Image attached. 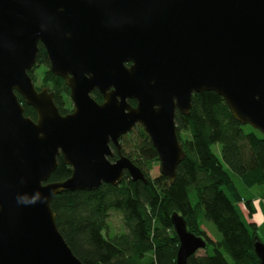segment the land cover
<instances>
[{
	"label": "water",
	"instance_id": "1",
	"mask_svg": "<svg viewBox=\"0 0 264 264\" xmlns=\"http://www.w3.org/2000/svg\"><path fill=\"white\" fill-rule=\"evenodd\" d=\"M39 43L69 87L66 115L29 75ZM202 91L264 136V0H0V264H82L58 230L52 198L119 185L125 172L146 182L120 152V136L138 124L173 182L185 155L176 110L189 114ZM59 156L71 175L48 182ZM171 220L176 264H187L207 240L177 213ZM253 246L264 264V242L255 237Z\"/></svg>",
	"mask_w": 264,
	"mask_h": 264
},
{
	"label": "trees",
	"instance_id": "2",
	"mask_svg": "<svg viewBox=\"0 0 264 264\" xmlns=\"http://www.w3.org/2000/svg\"><path fill=\"white\" fill-rule=\"evenodd\" d=\"M36 65L47 66L40 43ZM42 74L44 85H53L60 108V97L68 95L66 84L47 69ZM93 97L100 100L98 93ZM18 98L24 115L35 120L34 108ZM175 124L185 155L173 182L161 173L150 176L158 156L138 124L119 141L122 154L142 170L146 182L132 181L125 172L119 185L104 183L92 191H64L52 198L58 230L82 264H176L179 241L171 220L174 213L184 218L189 232L213 247L212 254H194L187 264H260L253 246L254 238L260 239L258 226L244 221L236 206L244 202L250 214L254 212L249 192L254 185L264 186V136L236 121L214 91L194 93L189 114L176 112ZM116 157L115 152L111 160ZM70 175L71 167L59 156L48 182L64 181ZM112 210L122 216L124 229L119 234L108 232ZM205 220L214 225L218 238L207 236L202 228Z\"/></svg>",
	"mask_w": 264,
	"mask_h": 264
},
{
	"label": "rangeland",
	"instance_id": "3",
	"mask_svg": "<svg viewBox=\"0 0 264 264\" xmlns=\"http://www.w3.org/2000/svg\"><path fill=\"white\" fill-rule=\"evenodd\" d=\"M46 69L48 70L47 66L36 65V66H33V68L30 70V71H32L31 74L33 76L32 79H33L35 86H38V87L47 86V85H44V83L42 82V80H43V74L42 73L44 72V70L46 71ZM48 86H50V84H48ZM67 101H68V98H67ZM69 106H70V103H69ZM135 127H137V125L134 126L129 131V133L133 132L135 130ZM129 133H127L125 135H128ZM182 135H184V134H182ZM214 151L218 155V157L220 158L221 155H220V146L219 145L214 146ZM113 152H114V149H113ZM115 152H116V154L118 153L117 151H115ZM115 152H114V155H115ZM120 152L122 153L121 145H120ZM159 173H160V162L158 159V162H154L151 164L149 174L151 177H154V176L158 175ZM251 188L252 189L249 192V195H251L253 198V205L255 208L254 212H252L250 214V212L247 209L244 202L238 203V208L239 209L242 208V210L244 211L243 218L246 222H250V221L254 222L255 221L259 224L258 235H259L260 239L264 242V203H263L264 186L263 185H254ZM107 221H108V225H109V227H108L109 234H117V233L119 234L123 231L124 227H123V222H122V216L119 212L113 211V210L110 211L108 214ZM202 228L206 231V234L210 239L213 240V239H216L219 237V234L217 233L214 225L211 222L205 220L203 225H202ZM205 252H208L209 254L213 253V247L211 244H207V247L205 249L198 250L196 252V254L197 255H203ZM226 257L229 259V256L227 254H226Z\"/></svg>",
	"mask_w": 264,
	"mask_h": 264
},
{
	"label": "flooded vegetation",
	"instance_id": "4",
	"mask_svg": "<svg viewBox=\"0 0 264 264\" xmlns=\"http://www.w3.org/2000/svg\"><path fill=\"white\" fill-rule=\"evenodd\" d=\"M46 56H47V54H46ZM127 66H129L130 64L128 63V64H126ZM47 67H48V70L51 72V70H50V60H49V58H48V56H47ZM52 73V72H51ZM54 75V74H53ZM55 76V75H54ZM56 77H58V76H56ZM59 78H61V77H59ZM62 79V78H61ZM63 80V79H62ZM64 81V80H63ZM65 83V82H64ZM66 84V83H65ZM67 86V85H66ZM36 87V89L37 90H39V89H41L42 87H38V86H35ZM46 88H48V90H49V92H51L52 94H53V101H54V103H55V90H54V88H53V85L52 84H50V86H45ZM67 88H68V95H66V94H62V97H60V102H61V105L62 106H60V108H59V106H57L56 104V107L58 108V111H59V113L61 114V115H66V114H68V113H70V112H72V110H73V103H72V101H71V99H70V90H69V87L67 86ZM94 93H98L99 94V96H100V100L98 101V100H96L94 97H93V94ZM90 95H91V97L97 102V103H99V104H101L102 103V101H103V98H102V95H101V93L99 92V90L98 89H94V90H92L91 92H90ZM67 98H68V101H67ZM129 101H132V100H129ZM69 103H70V106H69ZM130 103V102H129ZM131 104V103H130ZM136 104V102L134 103V105ZM132 105V104H131ZM133 105V106H134ZM61 109V110H60ZM176 112H178V110H176ZM123 136V135H122ZM121 137V136H120ZM120 139V138H119ZM112 149H115V148H112ZM122 154V153H121ZM123 155V154H122ZM113 156H115L114 155V152H113ZM116 158L114 159V160H111L112 159V157L110 158V160L111 161H115L117 158H118V153L116 154Z\"/></svg>",
	"mask_w": 264,
	"mask_h": 264
},
{
	"label": "clouds",
	"instance_id": "5",
	"mask_svg": "<svg viewBox=\"0 0 264 264\" xmlns=\"http://www.w3.org/2000/svg\"><path fill=\"white\" fill-rule=\"evenodd\" d=\"M39 199H40V194L37 193L36 196H35L34 198H32L31 201H25V202H28V203H35V202H37Z\"/></svg>",
	"mask_w": 264,
	"mask_h": 264
},
{
	"label": "crops",
	"instance_id": "6",
	"mask_svg": "<svg viewBox=\"0 0 264 264\" xmlns=\"http://www.w3.org/2000/svg\"><path fill=\"white\" fill-rule=\"evenodd\" d=\"M251 189L252 188H250V191H251ZM237 208H238V204H237V206H236ZM238 210H239V213H240V215H241V217L243 218V216H244V211L242 210V208H238ZM243 220H244V218H243ZM245 221V220H244ZM250 222H253V221H250ZM255 222V221H254ZM249 223V222H248ZM256 224H257V226H259V224L257 223V222H255Z\"/></svg>",
	"mask_w": 264,
	"mask_h": 264
},
{
	"label": "built area",
	"instance_id": "7",
	"mask_svg": "<svg viewBox=\"0 0 264 264\" xmlns=\"http://www.w3.org/2000/svg\"><path fill=\"white\" fill-rule=\"evenodd\" d=\"M263 203H264V199H263Z\"/></svg>",
	"mask_w": 264,
	"mask_h": 264
}]
</instances>
